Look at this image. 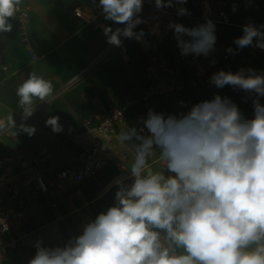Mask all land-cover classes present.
<instances>
[{
    "label": "clouds",
    "instance_id": "1",
    "mask_svg": "<svg viewBox=\"0 0 264 264\" xmlns=\"http://www.w3.org/2000/svg\"><path fill=\"white\" fill-rule=\"evenodd\" d=\"M21 2L0 0V33L13 30ZM186 3L154 0L160 11L179 5L177 16L189 14L183 7ZM143 4L144 0H98L105 20L124 25L104 28L109 44L122 46L121 37L142 39L144 31L135 29L143 23ZM168 27L181 55L207 57L214 51L212 20L195 27L170 21ZM262 29L264 25L245 24L243 35L234 41L236 50L253 46L254 41L264 50ZM209 83L254 93L253 118H245L231 99L219 94L179 114L149 109L140 120L142 126L126 125L116 137L134 157L123 169L128 175L115 182L114 204L63 246L45 247L37 241L28 264H264V104L260 102L264 74L251 68L236 73L220 70ZM16 95L21 123L17 125L10 112L0 119V134L31 137L36 128L26 121L37 100L52 104L53 84L30 73ZM45 123L54 133L63 131L59 116H50ZM0 226L8 231L3 220Z\"/></svg>",
    "mask_w": 264,
    "mask_h": 264
},
{
    "label": "crops",
    "instance_id": "2",
    "mask_svg": "<svg viewBox=\"0 0 264 264\" xmlns=\"http://www.w3.org/2000/svg\"><path fill=\"white\" fill-rule=\"evenodd\" d=\"M152 1L144 0L143 7ZM208 1L214 12L221 2L227 3L229 24L214 23L217 37L214 51L207 57L199 56L200 60L205 64L215 62L212 74L220 70L236 73L249 68L264 74V55L254 54L248 47L236 50V45L235 57L226 55L229 40L242 36L245 24L264 25V0ZM23 5H28L29 11L22 27L17 26L15 16L13 30L0 33V119L11 112L17 125L21 123L22 109L16 89L30 73L51 81L55 99L51 105L36 101L34 114L26 121L36 128L31 137L26 133L0 134V155L39 159L37 169L47 180L53 179L60 169L77 168L85 151L97 138L85 122L99 117L100 107L108 109L119 105L130 95L147 92L150 85L155 89L149 93V100L127 109L126 124L141 125L140 120L146 118L149 109L165 115L187 112L189 105L211 100L216 94L231 99L245 118L254 116V93L231 86L222 89L213 85L190 86L193 72L187 63L178 59L181 53L174 31L155 39L137 27L135 31L142 29L145 33L143 46L133 38L121 37V51L120 47L107 42L104 28L110 26L115 30L124 25L105 20L98 0H23L20 6ZM184 7L189 12L181 19L185 27L206 23L200 19V9L195 2L187 0ZM75 9L87 20L77 18ZM157 59H163L173 70L172 77L160 72L152 80L145 77L146 67ZM174 84L183 88L171 92ZM260 102L264 104V97ZM50 116H59L63 131L54 133L46 125ZM122 130L123 125L118 124L112 132L98 138L109 158L89 179L78 183L67 181L61 190L49 189L42 194L33 182L24 184L29 176L17 174L15 183L20 190L25 218L19 228L0 237L3 250L0 264H28L36 253L37 241H42L45 247L63 246L71 237L81 234L88 221L114 204L115 182L128 175L123 169L130 167L134 157V152L121 146L116 138ZM153 166L159 167L158 164ZM16 171L18 173V167ZM33 191L35 195L31 194ZM51 203H55V207H51Z\"/></svg>",
    "mask_w": 264,
    "mask_h": 264
},
{
    "label": "built area",
    "instance_id": "3",
    "mask_svg": "<svg viewBox=\"0 0 264 264\" xmlns=\"http://www.w3.org/2000/svg\"><path fill=\"white\" fill-rule=\"evenodd\" d=\"M190 1L197 4L198 8L200 9V19L204 22L210 19L216 24H229V16L226 12V2H221L217 11L214 12L208 0ZM178 7L179 5H175L160 11L156 9L154 1L146 2L142 13L140 14L143 23L137 25V27L143 28L147 33L154 36L155 39H160L161 37L173 31L168 27L170 21L181 24V19L186 17V15L177 16L176 13ZM28 11V5L19 6V11L15 14V16L18 18V27H22L23 20L25 19ZM74 14L77 18L83 19L85 21L87 20L79 9H75ZM156 29L159 31V37L156 36ZM134 40L136 41V39ZM234 41V38L230 39L229 45L226 48V55L231 58L235 57L236 55ZM254 45L255 41L253 46H249L248 48L254 54L264 55V50L257 48ZM229 48H231L233 51L229 52ZM120 49L122 51L121 46ZM178 59L187 63L192 69L193 78L190 82L191 87L200 88L205 85L211 86L209 80L213 75L211 73V70L214 67L212 62L205 64L200 60L199 57L192 54L188 56H183L180 54ZM157 72L170 77H172L174 74L173 70L168 67L163 59H157L148 67H146L145 77L148 80H152L156 77ZM182 88V85L174 84L171 86L170 91L174 92ZM154 89L155 87L150 85L147 89V92L130 95L119 105H114L108 109L100 107L99 117L89 119L85 122V125L91 128L97 138L93 140L89 148L85 151L77 168L67 167L60 169L54 174V178L51 180H47L41 173H39L37 167L40 160L37 158L28 159L22 155L12 158L11 156L0 155V220H3L8 225L7 232L3 231L2 226H0V237L7 234L11 229L19 228L25 218L23 202L20 198V190L15 183V177L17 174L29 176V180H26L24 184L29 185L31 182H33L37 187V191L42 194L47 193L49 189L61 190L62 184L67 181L78 183L89 179L105 165L109 158L107 149L98 138L112 132L114 126L118 124H122L123 129L126 125L133 126L124 122V116L127 109L138 103L147 102L149 100V93H151V91ZM192 105L194 104L189 105L187 111L190 110ZM16 162L18 165H15ZM17 167L18 173L16 171ZM31 194L35 195L36 191H33ZM50 206L55 207V203H51ZM0 251L3 250L0 249Z\"/></svg>",
    "mask_w": 264,
    "mask_h": 264
},
{
    "label": "bare ground",
    "instance_id": "4",
    "mask_svg": "<svg viewBox=\"0 0 264 264\" xmlns=\"http://www.w3.org/2000/svg\"><path fill=\"white\" fill-rule=\"evenodd\" d=\"M206 1V0H205ZM155 33H156V36L159 37V31L158 29L155 30ZM135 39V38H134ZM138 41V40H137ZM138 43L143 46V42H142V39L138 41Z\"/></svg>",
    "mask_w": 264,
    "mask_h": 264
},
{
    "label": "rangeland",
    "instance_id": "5",
    "mask_svg": "<svg viewBox=\"0 0 264 264\" xmlns=\"http://www.w3.org/2000/svg\"><path fill=\"white\" fill-rule=\"evenodd\" d=\"M136 42H138V41L136 40Z\"/></svg>",
    "mask_w": 264,
    "mask_h": 264
}]
</instances>
